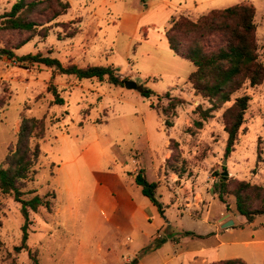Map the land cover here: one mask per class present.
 <instances>
[{
  "label": "rangeland",
  "instance_id": "374dc122",
  "mask_svg": "<svg viewBox=\"0 0 264 264\" xmlns=\"http://www.w3.org/2000/svg\"><path fill=\"white\" fill-rule=\"evenodd\" d=\"M13 1L1 0L0 14ZM62 1L69 8L45 23L46 35L34 36L14 53H40L63 66H112L137 87L78 79L44 64L14 61L0 51V163L17 139L22 116L43 117L44 136L30 141L40 148L35 172L21 190L24 199L38 195L50 201L49 209L40 206L29 212L21 247L20 204L0 191V264H33L30 251L39 264H128L127 259L134 264L146 254L150 264L201 246L214 248L205 253L210 260L263 246L250 240L264 239V214L247 222L228 191L245 181L264 192V80L255 86L245 83L202 119L195 109L210 103L187 81L193 65L157 50L153 42L177 14L193 19L214 8L251 3L258 60L264 65V0ZM50 5L56 6L53 0H43L31 17L46 21ZM124 19L131 29L122 26ZM25 36L0 31V48ZM218 42L217 36L208 39L209 44ZM49 86L57 88L63 104L53 103ZM141 90H148L149 96ZM242 94L248 95V106L233 150L225 157L222 115ZM198 120L200 127L194 124ZM140 168L157 181L163 212L134 183ZM225 171L228 191L220 200L213 185ZM230 218L233 225L223 227ZM187 229L201 235H185ZM202 260L197 257L191 264Z\"/></svg>",
  "mask_w": 264,
  "mask_h": 264
},
{
  "label": "trees",
  "instance_id": "16d2710c",
  "mask_svg": "<svg viewBox=\"0 0 264 264\" xmlns=\"http://www.w3.org/2000/svg\"><path fill=\"white\" fill-rule=\"evenodd\" d=\"M56 4L51 7V16L42 21L32 16L37 6L43 0H14L8 10L0 14V31L10 30L25 32L26 36L12 46H3L0 51L9 59L17 62L40 63L53 67L59 74L74 75L78 79L97 78L106 79L111 84H123L112 66L67 64L63 66L56 58L42 56L40 53L17 56L14 49H18L36 35H46L48 26L46 22L54 20L57 16L66 13L69 8L67 1L53 0ZM41 13H38L39 16ZM255 7L251 3L239 2L225 8H214L199 15L196 19L188 15L178 14L172 16L165 28V36L169 48L178 56L193 64L194 69L189 73L187 81L194 93L200 95L210 103V107L202 109L199 105L196 111L202 119L211 116V111L230 101L231 96L240 90L245 83L250 86L260 84L264 80V65L258 60L257 42L255 37L256 25L254 23ZM73 22V21H72ZM76 33L73 30L69 36ZM217 36L219 42L209 44L208 39ZM53 96V103L63 104V100L55 86H49ZM144 96H149L148 90H141ZM169 93L165 92L164 96ZM249 97L246 94L235 96L231 105L223 112L224 130L227 134L224 156L227 157L233 150L239 128L244 120V113L248 106ZM153 107V105H151ZM165 124H170L167 120ZM197 127L201 120L194 121ZM44 118L22 116L17 139L0 163V191L12 194L13 199L20 204V213L23 217L22 245L27 239L29 212L36 211L43 206L49 209L50 201L46 197L34 195L29 199L22 197L21 188L35 172L40 148L39 144H30L31 139H40L44 136ZM173 145L176 142L171 141ZM178 174H181L178 172ZM218 174V173H215ZM219 181L213 185V194L220 200L227 192L228 176L219 173ZM134 183L140 187L141 194L163 212L161 202L156 197L157 181H149L144 169L140 168L133 176ZM263 187L238 181L235 187L228 191L235 197L236 211L251 222L256 215L264 214ZM185 235L194 236L192 231H184ZM200 236V235H197ZM152 249V248H151ZM33 264H39L36 254L30 251ZM138 259L134 264H137ZM132 264V261L128 262ZM208 264H249L241 258H226L209 262Z\"/></svg>",
  "mask_w": 264,
  "mask_h": 264
},
{
  "label": "crops",
  "instance_id": "0c3cea01",
  "mask_svg": "<svg viewBox=\"0 0 264 264\" xmlns=\"http://www.w3.org/2000/svg\"><path fill=\"white\" fill-rule=\"evenodd\" d=\"M0 2H1V0H0ZM61 15H63V14H61ZM61 15H59V16H61ZM59 16H57L56 18H58ZM56 18L54 19V21L56 20ZM196 18H193V19H196ZM126 22H127V19L126 20L124 19L122 21V26L124 28H129L130 27V29H131L132 28V24L128 25ZM139 29H140L139 28V22H137L136 31L134 30L135 33L136 32L139 33ZM153 45L159 51L172 52L173 54L178 56L176 53H174L169 48L168 41L166 39L164 30L160 31V33L158 34V39L156 38L154 40ZM178 57L181 58V59H184V58H182L180 56H178ZM184 60H186V59H184ZM186 61H188V60H186ZM125 69L126 70L130 69L129 64L125 65ZM193 69H194V66H193ZM193 69H191L188 72L187 77H188L189 73ZM146 178H147V176H146ZM149 181H153V180H149ZM145 210L149 211V213L152 214V211H151L152 209L150 207L145 206ZM230 219L233 220L232 218H230ZM187 230L192 231L194 234H196V236L197 235H201L199 233L194 232L193 230H190V229H187ZM250 242H253V244H260V243L264 244V239L263 240H261V239H252V240H250ZM220 243H222V242H220ZM156 250H158V248L155 249V251H152L151 253L156 252ZM213 250H214V248H212V247H208L207 248V247L201 246L197 250H186L185 252L184 251H175V252H173V254L171 256H168V257H166L164 259H161L159 261L157 260V261H155L153 263H150V264H191L192 261L195 260L197 257H202V259H203L202 260L203 262L200 263V264H208L209 262L220 260L219 258H216V257L213 258L212 260H210V259H208L205 256V253H207L209 251H213ZM238 256L241 257L242 260H244L245 262H247L249 264H264V245L263 246L262 245H254L250 250L245 252V254H231L229 256H223V258H225V259H226V257L239 258ZM148 259H149V256H147V254H146V256L144 255L140 259H138L137 264H146ZM126 262L127 263L130 262V260L127 259Z\"/></svg>",
  "mask_w": 264,
  "mask_h": 264
},
{
  "label": "water",
  "instance_id": "95a60500",
  "mask_svg": "<svg viewBox=\"0 0 264 264\" xmlns=\"http://www.w3.org/2000/svg\"><path fill=\"white\" fill-rule=\"evenodd\" d=\"M123 84H124V86H125L126 88H129V89H135V88L137 87L136 83H134L133 81H130V80H124V83H123ZM224 163H225V161H224ZM223 174H224V175H227L228 172L225 171ZM231 225H233V220H231V219H228L227 221H225V222L222 224L223 227L231 226Z\"/></svg>",
  "mask_w": 264,
  "mask_h": 264
}]
</instances>
